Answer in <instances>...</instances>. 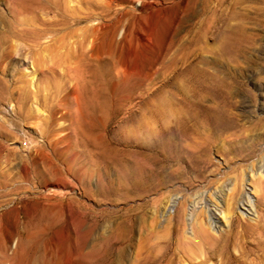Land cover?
Listing matches in <instances>:
<instances>
[{
    "label": "rangeland",
    "instance_id": "374dc122",
    "mask_svg": "<svg viewBox=\"0 0 264 264\" xmlns=\"http://www.w3.org/2000/svg\"><path fill=\"white\" fill-rule=\"evenodd\" d=\"M40 1L48 6L44 17L57 24L37 40L30 36L38 33V21L15 24L26 14L19 12V0H0V41L22 28L26 39L13 37L14 51L33 47L46 60L30 85L37 95L23 104L18 91L8 95L19 85L12 67L28 73L35 68L32 59L0 51V264H130L129 228L151 254L165 240L178 200L188 204L187 235L193 236L192 208L200 218L215 212L221 237L231 238L228 250L240 254L243 243L233 244L216 205H226L222 197L230 185L220 197L215 179L230 183L235 169L250 162L220 146L243 145L264 131V0H73L77 10L69 12L79 11L82 19L70 15L67 24H59V0ZM56 51L94 56L59 66ZM188 118L201 120V130L213 137L190 189L188 180L162 186L132 181L130 153L154 162L157 142L152 137L132 144V134L159 128L176 133L188 128ZM246 178L255 202L260 196L251 175ZM199 192L211 210L196 203ZM235 207L250 222L264 220V201L253 215L240 203ZM247 230L246 240L256 248L264 232ZM212 233L219 237L218 229ZM192 248L201 254L183 257L184 264L228 260V254L206 256L199 240ZM245 264L264 261L251 254Z\"/></svg>",
    "mask_w": 264,
    "mask_h": 264
},
{
    "label": "bare ground",
    "instance_id": "6f19581e",
    "mask_svg": "<svg viewBox=\"0 0 264 264\" xmlns=\"http://www.w3.org/2000/svg\"><path fill=\"white\" fill-rule=\"evenodd\" d=\"M39 1L40 0H34L32 4L29 3L30 5H28V3L25 4L26 2H23V0H19V8L21 10H25L26 14L22 15L24 16L23 18L19 17V20H14L16 25L22 26L28 25L32 21H38V33L34 36H30L33 39L37 40L40 39V37H43V34L47 33L50 30H53V26L57 24L56 21H50L49 19H46L44 17V14L48 12V6L45 3H41V1ZM72 1L73 0H59V5L56 3V7L58 9L56 13L57 15H60L62 17L61 20H59V24H67L68 20L66 17L70 15L74 17V20L76 22H80V20L82 19V17L78 15L79 11L74 13L69 12L77 10V7H75V5L70 4ZM109 1L107 3H109ZM21 10L19 11L20 13L24 12L23 10ZM15 12L18 13L17 11ZM27 12L30 14V16H27ZM14 32L15 34L13 35V37L26 39L25 36L27 35H25L26 33L22 31V28L17 27ZM94 32H96L95 27L90 30L89 34L93 38L95 37ZM13 37L12 35H10L5 39L3 38L4 40L1 38L2 40L0 41V51H3L2 56L15 57V55H18L19 58L23 59L24 57H28L30 55V58L33 62V67H35H32V71L28 73H25V71L21 70L19 67H12V72L14 73V76L18 75L15 76L17 78H14L13 81L19 83V85L13 87L11 90L9 89L10 92H8V95L12 97L15 92L18 91L17 94L18 97L21 98L20 101L25 104L29 99L28 96L32 98V96L37 95L38 93L39 89L32 90V88H30V85L34 81L33 79L35 77V73L38 72L37 70L42 69L43 62L45 63L46 60L42 59L41 52L35 51L33 47L30 48L28 51H14L18 47V44L16 40L13 39ZM56 52L57 62H55V64L59 66H66L68 61L74 62L75 60L83 59L84 56L85 60L88 59V56H90L91 59L94 56V54L88 56L84 55L83 51ZM2 61L3 59L0 58V66L2 65ZM179 120L180 119H177L175 120V122ZM200 121L195 118H188L186 120L188 128L186 130L176 131V133L169 131L168 133H166L164 132V129L160 128L158 129V131L155 129H145L139 132L138 135H134L133 133L132 136L135 138L131 140L132 144H136L140 141L150 139L152 137L157 141L155 145L156 149L154 151L156 152V157L154 162L149 158L148 160L145 155L141 156L138 159L135 158L137 152L135 153L132 151L130 153L131 158L129 159L127 169L128 177L132 181L140 179L141 184H144L146 181L150 182L151 180H153V184L156 186H162L165 185L167 182H173L176 180L181 182L183 180H188L189 185H187L186 187L190 189V186H192V180H194L192 177L197 178L202 175V172L204 170L203 168L205 167L203 156L206 155L207 148L211 146L210 144L213 140V137L211 135H208L204 132V130H201L202 123H200ZM260 141L261 143L264 142V131L260 133L257 137H254L249 142H246L243 145H239L238 143L232 145L229 143V145L220 146V149L223 148L224 154H231L233 155V157L238 155L242 158H245L246 161H250L249 163H245L243 168L235 169L237 171V174L234 175V178L230 183H227V181H223L221 183L220 177H217L215 179V184L217 185L215 188H219L218 194L220 193V197H222L221 194H223L225 186L230 185V188H228L229 194L226 198L222 197L226 205H220L218 201H216V205L220 212L223 214L224 218L226 219V222H229V228L228 230H226L229 234L234 233L233 244L237 245L239 242L243 243L242 251L240 252V254L234 255L231 253V251L228 250V241L231 240V238H226L225 240H223V237H221L223 234L220 230L221 226L217 224L219 218L215 216V212L207 213L208 219L205 217V214H203V218H200V214H196V208H192L193 219L191 223L193 236L187 235L185 231H183V224L184 210H187L188 204H185L184 200H178L177 205L176 199L173 200V204L177 205V210H175L173 216L170 215L167 218L169 230L166 232L167 234L165 240L157 243L156 246H153L151 249V254L146 252L145 245L140 244L138 239L137 242H135L133 227L129 228L128 246L129 248L134 250L131 254V257L133 259L130 264H145V262L149 264H158V262L161 260L162 257L166 255V253H170V256L167 260V264H173L176 260L184 264V262H182L183 257L190 258L194 254H201V252H195V249L192 248L194 240H199L201 242V246L204 248L206 256L210 257V254L212 252L215 255L220 256H227L228 254L227 258L229 261L223 260L219 264H231L233 260H241L242 263L245 264L246 259L251 254H255L256 258L259 260V263H263L264 240L257 241L255 245L257 249L251 247L252 245L251 243H249L250 241L248 242L246 240L247 234L250 233L247 230V227L249 225L252 226V228H256L259 229V231L264 232V220L262 219L263 217H260V219L253 223L250 222L253 218L249 216H245L244 218H242L239 215L235 214V204L237 203H240V206L246 209V214L248 215H253L254 208L256 211H259V209L262 208V201H264V146L262 145L260 147V150L258 149L257 144ZM258 150L259 152H257ZM248 174L251 175L250 181L253 184L254 193H257L260 196V199L255 202L251 200V198L249 197V191H247V188H245L244 186V182L248 180L246 178ZM211 193L212 192H210L209 196H211L212 198ZM198 196L199 199L198 201H196V203H205V206H201L203 207V211L204 207H206L205 211L211 210V208L207 206V202L205 201V196H203V192H199ZM193 203L195 202L193 201ZM213 229L219 230V237H216V235L212 233ZM210 239L211 242L209 243ZM257 251L261 252L256 253ZM144 253L146 255H144Z\"/></svg>",
    "mask_w": 264,
    "mask_h": 264
}]
</instances>
